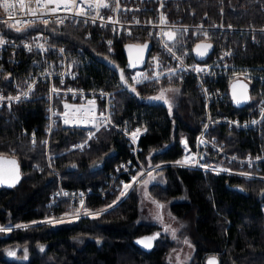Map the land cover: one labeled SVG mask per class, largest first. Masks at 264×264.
<instances>
[{
  "label": "trees",
  "instance_id": "1",
  "mask_svg": "<svg viewBox=\"0 0 264 264\" xmlns=\"http://www.w3.org/2000/svg\"><path fill=\"white\" fill-rule=\"evenodd\" d=\"M165 4L169 19L179 18L185 24L264 26V0H166ZM45 27L53 32V40L69 48L73 69L78 72L74 83L86 89L112 90L114 123L146 128L138 138L139 158L144 168L151 169L137 181L154 173L148 192L159 202L168 203L180 227L173 235L160 232L157 224L143 216L141 186L136 182L125 197L98 216L0 230V264H172L167 255L184 238L193 246L191 258L184 264H206L209 255H216L218 264H264V160H255L264 153V115L258 127L248 131L216 121L225 115L258 117L264 107V85L249 81L250 101L235 107L228 94L229 82L224 81L225 97L209 106L213 121L204 130L207 118L202 95L192 76L172 69L174 63L167 55L161 54V70L165 72L159 77L150 75L146 62V77L136 81L131 78L129 71L133 69L127 66L123 46L149 41L150 53L156 52L153 37L142 33L113 36L109 50L95 26L78 21L32 28ZM88 30L91 34L85 37ZM182 38L190 40L192 60V45L211 40L212 53L222 47L235 50L232 66L264 73V32L225 31L221 36L189 33ZM28 58L23 55L21 66L28 65ZM45 104L44 97L35 92L16 106L15 113L6 112L7 119L0 117V155L12 157L20 167L15 184L0 185L3 225L46 216L50 212L49 195L59 184L69 189H89L87 207L109 205L114 193L101 197L96 193L98 186L110 179L119 162L134 160L126 139L112 128L102 127L87 146L70 149L86 138V128L59 123L47 145L43 141ZM202 131L204 139L198 140ZM182 138L190 148L197 149L203 167L173 163L182 156ZM159 163L163 164L153 167ZM75 207L74 202L62 199L53 212ZM144 234L155 237L149 250L135 242Z\"/></svg>",
  "mask_w": 264,
  "mask_h": 264
},
{
  "label": "built area",
  "instance_id": "2",
  "mask_svg": "<svg viewBox=\"0 0 264 264\" xmlns=\"http://www.w3.org/2000/svg\"><path fill=\"white\" fill-rule=\"evenodd\" d=\"M7 2L15 7L9 11L0 6V117L7 119L6 112L15 113L19 103L28 100L33 93L37 92L39 95H43L46 101L44 116L46 120L45 133L48 134V138L43 140L47 143L56 125L65 124V119L69 120L67 125L82 121L85 123L84 121L87 120L90 122L95 120L96 123V127L93 129L92 124L87 122L90 125L86 131V138L74 143L70 149H82L87 146L96 131L102 127L117 130L126 139L129 152L133 155L134 160L128 159L116 165L110 174V179L104 185H99L96 190V193L101 197L115 193L121 184L132 179L133 172L141 164L139 158L141 148L138 145V138L146 132V128L140 125H135L132 128L116 125L112 120L114 92L103 88L86 89L83 86L74 85L71 81L78 76V72L71 68V54L68 47L65 44L54 42L52 31L46 27L42 30L32 27L37 24H66L81 21L84 24L95 26L99 30L100 41L109 50L113 47V36H132L137 31V35L142 33L146 37H153L159 51L150 53V49L146 59L152 76L158 77L165 72L161 70V54H165L174 63L173 69L182 70L185 74L193 77L195 86L205 103L207 119L204 130L213 121L209 114V106L225 97L224 81L244 78L248 82L253 80L264 85V73H257L248 67H235L230 64V61L236 56L232 47L221 48L212 53L208 60L195 61L194 64H190L173 45H170L168 36L165 35L168 33L167 30L173 26L185 31L199 29L222 33L227 30L230 32L239 31L240 34L242 32H264V26L239 27L222 25L217 22L211 25L201 23L198 25L169 24L166 0H75L74 3H69L67 6L63 0H7ZM3 3L4 0H0V5ZM221 14H223L222 11ZM90 34V31L86 33L87 36ZM23 55L29 57L26 67L21 66ZM18 71L20 75L17 74ZM39 87L43 89L41 93H39ZM78 100L93 101L94 103L90 104L93 108L66 107L64 105L65 102L76 103V101L79 102ZM263 115L264 107L260 109L258 117L243 119L238 116L225 115L216 121L226 123L229 128L248 131L258 127ZM203 131L198 140L204 139ZM134 134L136 135L134 136ZM183 139L181 140L183 150L184 152L189 151L190 146L188 142V146H184ZM209 143L212 144V141ZM190 158L196 162L187 165L179 162L180 158H178L173 163L201 167L198 164L197 150L196 153L192 151ZM182 159L185 160V158ZM258 159L264 160V153L255 158V160ZM89 193V189H69L61 186L56 192L49 195L47 204L54 208L59 205L62 199L68 198L78 206V212L73 217L89 216L92 212H86L85 209L86 196ZM82 201L83 203H81ZM13 227L16 226L9 228ZM3 228L0 224V229Z\"/></svg>",
  "mask_w": 264,
  "mask_h": 264
},
{
  "label": "rangeland",
  "instance_id": "3",
  "mask_svg": "<svg viewBox=\"0 0 264 264\" xmlns=\"http://www.w3.org/2000/svg\"><path fill=\"white\" fill-rule=\"evenodd\" d=\"M255 1H258V0H255ZM220 15H223V14H221V12H220ZM167 17H168V14H167ZM167 21H168L169 24H175V25H177V23H180V25H198L200 23L203 24V25H211V24H204L202 22L185 24V23L181 22V20L179 18L177 20H171V19H169V17L167 18ZM71 23H76V22H71ZM217 23H221V22H217ZM222 25H224V24H222ZM225 31H227V30H225ZM225 31H223V32H225ZM167 32L172 34V38L171 39H169V37H168L170 45H173L176 48V50L184 57L185 61L190 63V64H194L195 63V60H192L191 58H189L188 41H190V40L182 38V37L187 36L189 33H191L192 36H198V35L211 36V35H215V34L217 36H221V34L223 33V32L219 33V32L214 31V30L203 31V30H199V29H193V30L189 29V31H185V30H180L179 27H177V26L171 27L170 29L167 30ZM51 33H53V32H51ZM90 33H91V31H90ZM133 36H137V31L135 32V34ZM138 36H140V35H138ZM85 37H89V36L85 35ZM116 37H118V36H116ZM53 41L57 42V43H60V44H65V43H62V42L55 41V40H53ZM155 43H156V46H157V42L156 41H155ZM179 47L181 48V50L178 49ZM157 51H159V50H157ZM70 54H71V52H70ZM71 68H72L73 71H75L73 69L72 56H71ZM146 69H147V67L144 65L141 68H135L133 70H130L129 73H130L131 78L133 80H135V81L145 78L146 77V73H145ZM173 70H176V69H173ZM177 70L178 71H182V70H179V69H177ZM150 75L152 76L151 73H150ZM152 77H154V76H152ZM75 79H73L71 81L74 85H76L74 83ZM76 86H79V85H76ZM42 90L43 89L41 87L40 90H39V93H41ZM105 90H108V89H105ZM108 91H112V90H108ZM78 101L79 102L76 101V103H73L72 101L65 102L64 105L68 106V107H78V108L81 107V108H86V109L93 108L92 106H90V104L94 103L93 101H91L92 103H89L90 101H85V100H78ZM84 122L87 125L85 123H83V121L74 123L72 125L85 127L86 131H87L88 126L90 124H92L93 129L96 127L95 120H92L91 122L87 120V121H84ZM87 122L90 123V124H88ZM106 129H108V128H106ZM45 138L46 139L48 138V134H46ZM44 142L48 145V143L46 141H44ZM34 143H35V139L33 137L32 144H34ZM182 144L184 146H188L185 141H183ZM196 150H194L192 148H190L189 151H186V152H184V150H183V153H182V156L179 159V162H183L182 158L191 157L192 151L194 153H196ZM247 159H250V158L248 157ZM248 161H250V160H248ZM162 164L163 163H161V164L159 163V164H157L156 166H153V167L154 168L155 167H159ZM198 164H199V166L203 167L200 164L199 159H198ZM175 165H180V164H176L175 163ZM181 166H185V165H181ZM187 167H191V166H187ZM150 169L144 168L142 166V164H140L136 168V170L133 172L132 179L129 182H127V183L121 184L119 186V188L115 191L114 199H113L112 203H110L109 205L108 204L107 205H102V206L97 207V208H91V207H87L86 206L85 207L86 212H89V211L92 212V213L89 212V213H91L89 215V217L98 216L100 213H102L103 211L107 210L112 205L116 204L120 199L125 197V195L129 192L130 189H132L133 185L137 182V184H139V186H141V205H142L143 216L146 219H149L150 221H153L155 224H157L159 226L158 230L160 232L170 233L171 235H173L177 231V229L180 227V222L170 212L169 207H168V203L159 202L154 197H152L150 195V193L148 192V185L151 183V181L154 180V173L152 172V173H150L148 175V177H144V178L140 179L139 182L137 181L142 175H144L146 172L150 171ZM125 185H128V187L126 188ZM60 187L61 186L59 184L57 189L55 191H53L52 193L56 192ZM122 193H123V196L121 195ZM64 199L69 200L68 198H64ZM49 207H50V212L47 213L46 216H44L41 219L32 220V221H29V222H17V223H14V224H7V225H3V224L0 223L1 226L4 227L3 229H0V230L1 231L2 230L3 231H9V230H11L9 228L10 226L25 227L27 225H34V224H37V223H48L47 221H49V220L53 221V223H48V224H59V223H63V222L72 221V220H76L77 219V218L73 217V215H75L78 212V210H77L78 206L77 205L71 211L67 210V211H63V212H61L59 214H54V212H53L54 210L53 209L55 207L54 208H52L51 206H49ZM92 210H95V211H92ZM16 227H13V228H16ZM192 252H193V246H192L191 242L187 238H184L183 241L180 243V245L175 246V247H173L170 250V252L167 255V259L172 264H184L191 258Z\"/></svg>",
  "mask_w": 264,
  "mask_h": 264
},
{
  "label": "water",
  "instance_id": "4",
  "mask_svg": "<svg viewBox=\"0 0 264 264\" xmlns=\"http://www.w3.org/2000/svg\"><path fill=\"white\" fill-rule=\"evenodd\" d=\"M197 45H210L211 47L205 50V55H199V51L197 49ZM151 49V44L149 41H145L143 43H134L129 42L123 46L124 53L127 59V66L131 69L141 68L145 65L147 55ZM214 51V42L211 40H199L195 42L191 47V52L195 61H204L212 52ZM241 85H246V87H241ZM228 94L230 96L231 102L235 107H242L246 105L251 98L250 94V83L244 78H234L228 83ZM236 96L234 100L233 96ZM239 100V103H237ZM15 161L12 157L9 156H1L0 155V173H3L5 178L0 180V185H13L17 182L20 177V167L18 163L15 161V165L13 166L10 162ZM9 171H11V176H8ZM18 177V178H17ZM154 237L152 234H144L138 236L135 239L136 244L144 250H149L152 248L154 244V239L151 241L152 246L150 248L144 247L138 241H142L145 238ZM210 258H215V264H218V257L216 255H209L205 263L208 264Z\"/></svg>",
  "mask_w": 264,
  "mask_h": 264
},
{
  "label": "snow or ice",
  "instance_id": "5",
  "mask_svg": "<svg viewBox=\"0 0 264 264\" xmlns=\"http://www.w3.org/2000/svg\"><path fill=\"white\" fill-rule=\"evenodd\" d=\"M63 2L67 6L69 3H74L75 0H63ZM0 6L4 7L6 10H9V11L12 10L15 7V5L8 3L7 0H4V3L2 5H0ZM165 35H167L169 37V39L172 38V34L171 33H166ZM210 47H211L210 45H197V49L200 50L199 51V55L204 56L205 55V50L209 49ZM197 70H199V69H197ZM241 87H246V85H241ZM132 91L134 92L135 89L133 88ZM233 98H234V100L236 99L235 93H234ZM152 99L159 101V100H162L163 98L162 97H154ZM89 103H92V102L90 101ZM237 103H239V100H237ZM64 123L68 124L69 120L65 119ZM135 135L136 134H134V136ZM195 162L196 161L193 158H190V157H186L185 160L183 161V163L187 164V165L194 164ZM10 163L13 166L15 165V161H11ZM8 176H11V171H9ZM4 178H5L4 174L0 173V180H2ZM125 187L127 188L128 185H125ZM121 195L123 196V193ZM81 203H83V201ZM47 222L48 223H53V221H51V220H49ZM153 239H155V237H148V238H145L142 241H138V243H141L146 248H150L152 246L151 241ZM41 250L43 251V246H41ZM9 255H14V253H9ZM25 258H27V250L26 249H25ZM208 264H215V258H210L209 261H208Z\"/></svg>",
  "mask_w": 264,
  "mask_h": 264
},
{
  "label": "bare ground",
  "instance_id": "6",
  "mask_svg": "<svg viewBox=\"0 0 264 264\" xmlns=\"http://www.w3.org/2000/svg\"><path fill=\"white\" fill-rule=\"evenodd\" d=\"M206 60V59H205Z\"/></svg>",
  "mask_w": 264,
  "mask_h": 264
}]
</instances>
